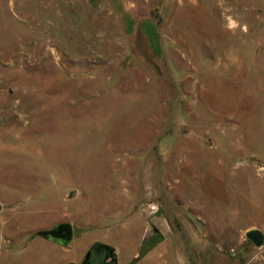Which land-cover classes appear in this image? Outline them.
<instances>
[{
    "label": "rangeland",
    "instance_id": "rangeland-1",
    "mask_svg": "<svg viewBox=\"0 0 264 264\" xmlns=\"http://www.w3.org/2000/svg\"><path fill=\"white\" fill-rule=\"evenodd\" d=\"M251 227L264 0H0V264H264Z\"/></svg>",
    "mask_w": 264,
    "mask_h": 264
},
{
    "label": "water",
    "instance_id": "water-1",
    "mask_svg": "<svg viewBox=\"0 0 264 264\" xmlns=\"http://www.w3.org/2000/svg\"><path fill=\"white\" fill-rule=\"evenodd\" d=\"M74 191H71V194ZM35 234H41L49 239L58 241L59 243H66L72 238L73 235V226L70 221H59L56 222L51 227L40 228L35 231ZM246 236L253 241L254 244L260 245L264 240V232L262 229L258 227H251L247 229ZM97 245H101L102 248L106 251L105 254H108L111 251V246L101 241H95L91 247L89 248L90 255ZM67 264H75L73 262H69Z\"/></svg>",
    "mask_w": 264,
    "mask_h": 264
},
{
    "label": "flooded vegetation",
    "instance_id": "flooded-vegetation-1",
    "mask_svg": "<svg viewBox=\"0 0 264 264\" xmlns=\"http://www.w3.org/2000/svg\"><path fill=\"white\" fill-rule=\"evenodd\" d=\"M154 231L156 229L154 228ZM106 251L101 245H97L92 252V255L87 259L85 264H116V260L113 257H107Z\"/></svg>",
    "mask_w": 264,
    "mask_h": 264
},
{
    "label": "crops",
    "instance_id": "crops-1",
    "mask_svg": "<svg viewBox=\"0 0 264 264\" xmlns=\"http://www.w3.org/2000/svg\"><path fill=\"white\" fill-rule=\"evenodd\" d=\"M58 242V241H56ZM59 243V242H58ZM70 243V240L67 241L66 243H60L64 246H67L69 245ZM91 247V243L89 244V242L86 243V246H85V252H84V255L82 257L78 256L76 253H73L68 259L67 261L64 263V264H67L69 262H73L75 264H85L87 259H89L91 257L90 253H89V248ZM106 256L108 257H113L116 262H119L118 261V258H117V253L115 251H110L108 254H106ZM127 262V261H126Z\"/></svg>",
    "mask_w": 264,
    "mask_h": 264
},
{
    "label": "trees",
    "instance_id": "trees-1",
    "mask_svg": "<svg viewBox=\"0 0 264 264\" xmlns=\"http://www.w3.org/2000/svg\"><path fill=\"white\" fill-rule=\"evenodd\" d=\"M153 244V243H152ZM149 247H151V245H149Z\"/></svg>",
    "mask_w": 264,
    "mask_h": 264
}]
</instances>
